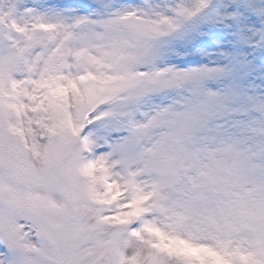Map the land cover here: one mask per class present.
Wrapping results in <instances>:
<instances>
[{"label": "snow or ice", "instance_id": "1", "mask_svg": "<svg viewBox=\"0 0 264 264\" xmlns=\"http://www.w3.org/2000/svg\"><path fill=\"white\" fill-rule=\"evenodd\" d=\"M0 264H264V0H0Z\"/></svg>", "mask_w": 264, "mask_h": 264}]
</instances>
